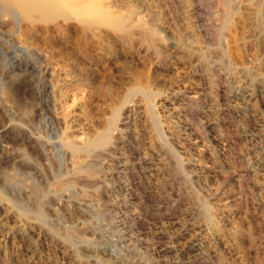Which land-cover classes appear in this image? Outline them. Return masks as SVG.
I'll return each instance as SVG.
<instances>
[{"label": "rangeland", "instance_id": "rangeland-1", "mask_svg": "<svg viewBox=\"0 0 264 264\" xmlns=\"http://www.w3.org/2000/svg\"><path fill=\"white\" fill-rule=\"evenodd\" d=\"M34 1L35 5L36 2L41 6L45 5L46 12L45 8L40 10L42 13L39 10L37 12V9L36 11L31 9L30 11L33 12L31 14L26 9H24L25 12L21 11L22 9L11 12L5 0H0V150L2 151H0V166L8 170L15 165L19 172L14 185H5L0 170V220H2L0 224V264H15L17 260L26 259L30 251L37 254L28 262L29 264L31 262V264H96L97 261L88 256L91 249L96 250L100 254H97L98 257L103 258L106 264H165L170 261L174 263L176 259L178 262L183 261L182 264H195V262L196 264H264V106L259 97L254 94V97L247 100L229 99L223 102L217 101L213 94L212 96L207 95L200 102L197 112L191 116H194L193 120L190 115L181 112V106L186 96L194 94L202 86L200 71L195 67V59L188 60L179 55H171L169 66L163 65L159 69L154 67L151 70L142 60L114 39L110 41L111 56L109 58L104 50H101L103 48L97 46V38L87 26L88 23H94L96 26L100 24V26L111 29V25L128 11V7L137 4L136 0H115V3L114 0H111L112 2L109 0ZM116 3L120 5L119 8ZM123 3L124 9L120 8ZM204 4H206L204 5L206 11L202 17H204V23L205 21L207 23L204 24L206 27L203 25L205 34L207 30L213 29L216 22L215 17L219 15L220 8L216 0H207ZM107 6H109L108 9ZM154 9L153 16L157 25L164 26L163 28L171 35L177 34L175 36H178V30L172 26L169 15L163 14L156 7ZM47 11L48 16H46ZM43 13L46 14L43 15ZM210 15L212 16L209 19ZM105 20L108 24L104 23ZM237 20L238 17H235L234 25L231 26L236 28ZM191 32V43L192 39L198 38L199 47L204 49L213 47V44L202 37L197 29L194 28ZM58 34L64 37L61 39ZM230 41L225 42V47L236 55V49ZM193 46L195 47V44ZM21 60L33 64L35 68L37 67L36 71L16 69L15 64ZM143 77L145 80L142 81ZM241 79L239 81L232 76L227 78L224 86L227 87L228 94H235L238 90L240 91L241 85L250 84V81L244 83ZM144 81L152 87L150 96H144L139 92L129 93L135 84ZM23 82L30 84V89L26 92L23 89ZM249 86L253 91L255 90L253 85ZM254 93L258 92L255 90ZM115 111L120 119L127 115L128 122L124 127L112 128L111 140L125 141L123 145L121 143L118 145L116 154L101 157L105 163L100 171L106 168L103 170L104 173L99 172L100 176L106 178L103 184L95 188L88 187V185L65 187L60 200L55 204L49 199L48 192L51 194L57 182L65 184L68 177L74 174L73 169H70L72 168L70 167L71 159L67 157L74 156L73 158H77L75 160L78 161L85 157L83 152L74 153L73 156L67 154L62 142L75 141L80 137L83 141L92 139L100 132L99 129L104 130L108 126ZM62 116L66 117L62 118ZM258 116L260 119L257 118ZM190 121L197 123L196 126H191ZM7 124L8 126L14 124L26 127L25 129H28L31 135L39 138L43 146L44 157L36 150L28 149L24 142L13 143L9 137H6L3 128ZM216 133H222L234 141L237 140L238 145L235 144L233 147L224 145L225 141L219 140ZM7 146L13 149L10 154L12 157L9 159L5 158L6 153L2 149ZM22 147L39 162L44 172L43 176L17 161L19 159L17 150ZM167 147L176 151V155L173 158L170 157L172 162L169 161V163L166 157ZM131 153L144 160L142 159L139 166L133 165L128 172L126 167L130 165L128 162ZM142 153L148 154L143 155ZM176 163L180 167L182 165L181 171H174ZM172 170L177 172V175ZM244 173L247 174L244 175ZM66 175L69 176L66 177ZM157 175L158 177H155ZM163 184H166L164 189ZM239 191H242L243 195ZM93 196L95 198L97 196L96 201ZM82 199L89 200L86 202L87 205L79 204L83 202ZM5 211L8 215L7 212L3 213ZM40 211L44 213V218L40 217ZM17 221H20V224ZM25 231H28L27 234ZM72 234L74 236L71 237ZM127 236H130V239ZM197 241L201 243L203 252L201 251L195 257L191 249L193 243ZM104 262L101 264H105Z\"/></svg>", "mask_w": 264, "mask_h": 264}, {"label": "bare ground", "instance_id": "bare-ground-1", "mask_svg": "<svg viewBox=\"0 0 264 264\" xmlns=\"http://www.w3.org/2000/svg\"><path fill=\"white\" fill-rule=\"evenodd\" d=\"M2 1V0H1ZM39 2L41 0H38ZM108 1V0H107ZM111 1V0H109ZM120 1V0H119ZM135 1V0H134ZM205 1L207 0H136L137 4L135 6V4L131 7H126L128 9V11L124 14H122V16H120L118 18V20L111 25V29L108 27H103L100 26H96L94 25V23H86L87 26L90 27V30L93 31L94 35L97 38L96 44L98 47H101L105 52V55L107 57L110 58L111 56V50H110V41L111 39H114L115 41L119 42L120 45L122 44L123 46H125L133 55L137 56V58L139 60H142L147 66H149V68L153 69L155 68H160L163 65H168L169 66V60H171L170 56L171 55H179L180 57H183L185 59L191 60V59H195L194 61H196V66L197 69L200 71V76L202 79V86L201 88L196 91L194 94L192 95H188L185 98V101L183 102V105L181 106V112H185L186 115H190V117L192 115H194L197 111V108L199 107V104L201 101H203L202 99L206 98L207 95H211L213 94V96H215L217 101H223L225 102L226 100L229 99H243V100H247L250 99L251 97H254V94L256 96L259 97L260 101L263 102V106H264V0H216L217 1V6H219L218 8H220V13L219 15H217V17H215V25L214 27H210L212 30L210 31H206V33L204 34L203 30V25L206 23H204V17L203 13L205 10V6L206 4ZM210 1V0H208ZM6 2V6L8 7L9 11L13 12L15 10H21L23 12H25L24 9H26L27 11L31 13L30 10L33 9H37V12L39 10L40 13H42L40 10H42L43 8H45L44 6H41V4H39L38 2H36L35 5V1L34 0H5ZM44 2V0H43ZM43 2L42 5H43ZM112 2V1H111ZM128 2V1H127ZM213 2V1H212ZM210 2V3H212ZM38 3V4H37ZM110 3V2H108ZM115 3V0H114ZM119 3V2H118ZM125 3V2H124ZM124 3L122 5L123 8L124 7ZM131 3V2H130ZM3 4L4 1H3ZM46 4V3H45ZM117 4V3H116ZM110 5V4H109ZM118 5V4H117ZM130 5V4H129ZM211 5V4H210ZM120 5H118L117 7L119 8ZM127 6V5H126ZM208 6V5H207ZM216 6V7H217ZM109 6H107L108 9ZM115 7V6H113ZM154 7L158 8L160 10V12H162L163 14L166 13L167 15H169V20L172 23V26L175 27L178 30L179 35L175 36L177 34H175L173 36V34L171 35L170 32L168 33L167 30L163 27H159L156 23V20L154 18V14L153 11L155 10ZM214 7V6H213ZM125 8V9H126ZM124 9V8H123ZM46 12V8L44 9ZM217 10V9H215ZM20 11V12H21ZM36 11V10H35ZM112 11V10H111ZM116 11V9L114 10ZM108 12V11H107ZM110 12V11H109ZM159 13V11H157ZM208 12V11H207ZM211 12V11H210ZM28 13V12H27ZM35 13V12H34ZM111 13V12H110ZM115 13V12H114ZM206 13V12H205ZM217 13V12H216ZM14 14V13H13ZM46 14V13H45ZM43 13V15H45ZM120 14V13H119ZM156 14V12H155ZM160 14V13H159ZM165 14V15H166ZM210 14V13H209ZM42 15V16H43ZM48 11L46 16H48ZM107 15V14H106ZM216 15V14H215ZM32 16V15H29ZM208 16V15H207ZM212 15H210V17H208L209 19L211 18ZM214 16V15H213ZM110 17V16H109ZM158 17V15H157ZM156 17V19H157ZM235 17H238V26L235 28L231 25H234L233 20L235 19ZM47 18V17H46ZM50 18V17H49ZM48 18V19H49ZM108 18V17H106ZM162 18V17H161ZM160 18V19H161ZM45 19V18H44ZM47 19V21H48ZM111 19V18H110ZM109 19V21H110ZM116 19V17H115ZM166 19V18H165ZM213 19V18H212ZM211 19V20H212ZM158 20V19H157ZM206 20V19H205ZM108 21V22H109ZM115 21V20H114ZM159 21V20H158ZM157 21V22H158ZM208 21V20H207ZM210 21V20H209ZM91 22V21H90ZM107 20H105V24ZM112 22V19H111ZM110 22V23H111ZM166 22H169L166 20ZM233 22V24H232ZM98 23V22H97ZM109 23V24H110ZM113 23V22H112ZM111 23V24H112ZM189 23V24H187ZM211 23V22H209ZM208 23V24H209ZM166 24V23H165ZM207 24V23H206ZM205 24V25H206ZM164 25V24H163ZM171 25V24H170ZM204 25V26H205ZM211 25V24H210ZM236 25V24H235ZM86 26V27H87ZM107 26V25H106ZM161 26V24H160ZM169 26V25H168ZM208 26V25H207ZM206 27V26H205ZM233 27V28H232ZM167 28V27H166ZM195 28V30L197 29L199 31V34L206 38L210 44H213L212 48H201L200 46V40L197 39H192V43H191V31ZM56 29V28H55ZM171 29V28H170ZM174 29V28H173ZM51 30V29H50ZM88 30V29H87ZM175 30V29H174ZM191 30V31H190ZM55 31V30H54ZM173 31V30H171ZM89 33V31H87ZM175 32V31H174ZM196 32V31H195ZM193 32V33H195ZM47 33V32H46ZM177 33V31H176ZM53 34V33H52ZM51 34V35H52ZM91 34V32L89 33ZM197 34V33H196ZM196 34H194L195 38H196ZM92 35V34H91ZM198 35V34H197ZM59 38H63L64 36L61 34H58ZM230 41L231 43H233L232 45H234L235 49H236V55H234L230 50L227 49V47H225V42L226 41ZM52 43V42H51ZM195 44V47L193 46ZM193 44V45H192ZM207 44V43H205ZM199 45V46H198ZM95 46V45H94ZM202 46V44H201ZM205 47V46H204ZM113 49V48H112ZM230 49V48H229ZM126 50V49H125ZM254 52L252 55L251 53ZM235 52V51H234ZM251 52V53H250ZM114 53V52H113ZM104 55V54H103ZM178 57V56H177ZM180 59V58H178ZM111 60V59H110ZM117 62V61H116ZM177 62V61H176ZM192 62V61H191ZM190 63V62H188ZM177 64V63H176ZM178 65V64H177ZM184 65V64H183ZM191 66V64H189ZM144 66V65H143ZM176 66V65H175ZM16 69H28L32 72L36 71V68L33 64L29 63V62H24V61H17V63L15 64ZM178 67V66H177ZM182 67V66H181ZM142 68V67H141ZM164 68V67H163ZM190 68V67H189ZM151 69V70H152ZM164 70V69H163ZM181 70V69H180ZM146 71H149L146 69ZM176 71V69H175ZM192 71V69H191ZM131 72V71H130ZM150 72V71H149ZM174 72V71H173ZM179 72V71H178ZM135 73V72H134ZM140 73V72H139ZM125 74V73H124ZM154 74V73H153ZM196 74V73H195ZM136 75V73H135ZM141 75V74H140ZM145 75V74H144ZM243 75V76H242ZM78 76V75H77ZM152 76V75H151ZM197 76V75H196ZM232 76L233 78L235 77L236 79H241V81L243 80L244 83H246L245 81H250V84L253 85L255 87V90L258 93H254L253 89L250 88V84H244L241 85L240 91L238 90L237 93L235 94H228V91L225 88V81H227V78ZM135 77V76H134ZM149 77V76H148ZM147 77V78H148ZM176 77V76H175ZM198 77V76H197ZM196 77V78H197ZM136 78V77H135ZM155 78V77H154ZM158 78V77H157ZM138 79V76H137ZM25 80V79H24ZM145 80L144 77L142 79V81ZM147 80V79H146ZM149 80V78H148ZM148 80L146 82H148ZM160 80V79H159ZM199 80V78H198ZM23 81V80H22ZM139 81V80H138ZM177 81V80H176ZM198 82V81H197ZM229 83V82H228ZM236 83V82H235ZM242 83V82H241ZM248 83V82H247ZM197 84V83H196ZM200 84V83H199ZM243 84V83H242ZM18 85V83H17ZM23 89L24 91H28L30 89V84L28 82H23ZM152 85V84H151ZM150 85V86H151ZM227 85V83H226ZM229 85V84H228ZM235 85V84H234ZM19 86V85H18ZM134 86V85H133ZM197 86V85H196ZM132 87V86H131ZM195 87V86H194ZM235 87V86H234ZM252 87V86H251ZM34 88V86H33ZM150 88L148 86V83L145 84V81L142 83H138L137 85L135 84L134 87L131 88L130 90V94L133 93H142L144 96L147 95H151L150 92ZM231 88V87H230ZM22 89V90H23ZM36 90V89H35ZM194 91V90H193ZM235 91V90H234ZM185 92V91H184ZM34 93V92H33ZM128 93V92H127ZM153 93L156 94V92L153 90ZM189 93V92H187ZM191 93V92H190ZM234 93V92H233ZM26 94V93H25ZM30 94V93H29ZM158 94V93H157ZM127 95V94H126ZM176 95V94H175ZM178 95V94H177ZM185 95V94H184ZM10 96V95H9ZM25 96V95H24ZM27 96V95H26ZM132 98V97H131ZM142 98V97H141ZM150 98V97H149ZM148 98V99H149ZM182 98V97H181ZM214 98V97H213ZM33 99V98H32ZM147 99V98H145ZM140 100V99H139ZM212 100V99H211ZM31 101V100H30ZM215 101V102H217ZM258 101V100H257ZM210 102V100H209ZM214 102V101H212ZM236 102V101H235ZM240 102V101H239ZM245 102V101H244ZM254 102H256L254 100ZM76 103V102H75ZM150 104V103H149ZM171 104V103H169ZM176 105V103H174ZM256 104V103H255ZM23 105V104H21ZM121 105V104H120ZM119 105V106H120ZM179 105V104H178ZM211 105V104H210ZM209 105V106H210ZM230 105V104H229ZM233 105V103H232ZM231 105V106H232ZM247 105V104H246ZM253 105V104H252ZM8 106V105H7ZM25 106V105H24ZM28 106V105H27ZM30 106V105H29ZM72 106V105H71ZM118 106V107H119ZM149 106V105H148ZM216 106V105H215ZM218 106V105H217ZM220 106V105H219ZM234 106V105H233ZM240 106V104L238 105ZM244 106V105H243ZM260 106V105H259ZM131 107V106H130ZM207 107V106H206ZM205 107V108H206ZM221 107V106H220ZM208 108V107H207ZM237 108V107H236ZM235 108V109H236ZM245 108V107H244ZM264 108V107H263ZM36 109V108H35ZM123 109V107H122ZM129 109V108H128ZM134 109V108H133ZM179 109V108H178ZM214 109V108H213ZM217 109V108H216ZM250 109V108H249ZM247 109V110H249ZM39 110V109H38ZM118 110V109H117ZM116 110V111H117ZM211 110V109H210ZM219 110V108H218ZM232 110V109H231ZM246 110V109H245ZM246 110V111H247ZM262 110V109H261ZM50 111V110H49ZM115 111V113L113 114L111 120L109 121L108 126L103 130L102 128L99 129L100 132H98L92 139L90 140H85L83 141V139L80 137L78 138V136H76L78 139H76L75 141H63V145L66 148V151L68 152L67 154H70L71 156H73L74 153L77 152H83L85 155L84 158H82L81 161L75 160L77 158H71L70 156L67 157L68 159L70 158L71 161V166L73 169L72 171H74L72 176H67L68 179L66 180L65 184L63 183H58L59 185L54 186L55 188H53L51 190V194L50 192L48 197L51 201H53L55 204L58 203V201L61 198V193L63 191V189L66 188H74V187H78V186H85L88 185L91 187H97L99 184H101L105 179L100 176L99 172H103V170L105 169H101L102 171H100V168L102 166H104L103 164V159H101L102 156H112L113 153H115V151L118 149V145L121 143V145H123L125 140L120 141L119 139H117L116 141H112L111 140V136L112 135V128H116L119 126H126L127 125V115H125L123 118H119L117 112ZM133 111V110H132ZM154 111V110H153ZM177 111V110H176ZM251 111V110H250ZM41 112V111H40ZM136 112V111H135ZM134 112V114H135ZM179 112V111H178ZM177 112V113H178ZM207 112V111H206ZM218 112V111H217ZM263 112V111H262ZM29 113V112H28ZM32 113V111L30 112ZM38 113V112H37ZM50 113H52L50 111ZM240 113V112H239ZM245 113V112H244ZM257 113V112H256ZM260 113V112H259ZM56 114V113H55ZM203 114V112H202ZM205 114V113H204ZM234 114V113H233ZM59 115V114H58ZM136 115V114H135ZM150 115H152L150 113ZM155 115V114H154ZM211 115V114H210ZM209 115V116H210ZM224 115V114H223ZM226 115V114H225ZM231 115V114H229ZM235 115V114H234ZM244 115V114H243ZM246 115V114H245ZM251 115V114H250ZM253 115V114H252ZM256 115V114H255ZM263 115V113H262ZM27 116V115H26ZM40 116V115H39ZM53 116V113H52ZM202 116V115H201ZM208 116V117H209ZM218 116V114H217ZM248 116V115H247ZM66 116H62V118H65ZM187 117V116H186ZM189 117V116H188ZM194 117V116H193ZM193 117H191L193 119ZM204 117V116H203ZM221 117V116H220ZM253 117V116H252ZM251 117V118H252ZM57 118V117H56ZM61 118V119H62ZM135 118V117H134ZM155 118V117H154ZM218 118V117H216ZM223 118V117H222ZM254 118V117H253ZM259 118V116L257 117ZM263 118V117H262ZM29 119V118H26ZM60 119V118H59ZM189 119V118H188ZM207 119V118H206ZM213 119V118H211ZM235 119V118H234ZM260 119V118H259ZM55 120V118H54ZM65 120V119H63ZM136 120V119H135ZM151 120V118H150ZM180 120V118H179ZM194 120V119H193ZM202 120V119H201ZM210 120V119H209ZM214 120V119H213ZM236 120V119H235ZM30 121V119L28 120ZM152 121H154V119H152ZM196 122L199 120H195ZM215 121V120H214ZM219 121V120H218ZM223 121V120H222ZM221 121V122H222ZM231 121V120H230ZM257 121V120H256ZM59 122L64 123L62 120H59ZM58 122V123H59ZM135 122V121H132ZM192 122V121H190ZM207 122V121H206ZM213 122V121H211ZM226 122V121H225ZM237 122V121H236ZM258 122V121H257ZM264 122V121H263ZM9 123V122H8ZM137 123V122H136ZM149 123V122H148ZM153 123V122H152ZM155 123V122H154ZM157 123V122H156ZM186 123V122H185ZM18 124V123H17ZM65 124V123H64ZM190 124V123H189ZM197 123L192 122L191 126H196ZM222 124V123H221ZM220 124V125H221ZM226 124V123H225ZM229 124V123H228ZM201 125V123H200ZM203 125V124H202ZM213 125V124H212ZM219 125V126H220ZM232 125V124H230ZM235 125V124H234ZM239 125V124H238ZM264 125V124H263ZM23 126V125H22ZM134 126V125H133ZM190 126V127H191ZM218 126V125H217ZM218 126V127H219ZM132 127V126H131ZM136 127V126H135ZM154 127V126H153ZM189 127V126H188ZM26 128V127H25ZM25 128L19 126V125H10L8 126L5 125L3 128V133L6 137H9L11 139V141L13 143H17L19 141L24 142L27 146L28 149H32V150H36L40 155H42V157H44V153H43V146L41 145V141L39 138L33 136L30 134V132H28V129L26 130ZM134 128V127H133ZM143 128V127H142ZM141 128V129H142ZM215 128V127H214ZM233 128V127H232ZM241 128V127H240ZM136 129V128H135ZM140 129V128H139ZM203 129V128H202ZM219 129V128H218ZM222 129V126H221ZM2 130V129H1ZM30 130V129H29ZM102 130V131H101ZM130 130V129H129ZM212 130V129H211ZM215 130V129H214ZM220 130V129H219ZM231 130V129H230ZM207 131V130H206ZM210 131V130H209ZM224 131V130H223ZM244 131V130H243ZM130 132V131H128ZM204 132V131H203ZM215 132V131H214ZM220 132V131H219ZM236 132V131H235ZM33 133V132H32ZM126 133V132H125ZM207 133V132H206ZM226 133V132H225ZM229 133V132H228ZM242 133V132H241ZM132 134V132H131ZM136 134V133H135ZM161 134V133H160ZM201 134V133H200ZM219 140L221 141H225L224 145H228L229 147H233L235 144H237V140L234 141L232 139H230L227 135L222 134V133H216ZM234 134V132H233ZM237 134V133H236ZM235 134V135H236ZM239 134V132H238ZM36 135V134H35ZM138 135V134H137ZM204 135V134H203ZM79 136H83V135H79ZM92 136V135H91ZM90 136V137H91ZM161 137V136H160ZM216 137V136H214ZM235 137V136H234ZM63 138V137H62ZM66 138V136H65ZM68 138V137H67ZM66 138V139H67ZM83 138H85V136H83ZM89 139V137H87ZM114 138V137H112ZM199 138V137H198ZM236 138V137H235ZM69 139V138H68ZM82 139V140H81ZM133 139V138H132ZM207 139V137H206ZM240 139V138H238ZM62 140V139H61ZM64 140V139H63ZM204 140V139H203ZM131 142V139L129 140ZM134 141V140H133ZM218 141V140H217ZM61 142V141H60ZM58 142V143H60ZM166 142V141H165ZM9 143V142H8ZM132 143V142H131ZM135 143V142H134ZM139 143V142H138ZM209 143V142H208ZM219 143V142H218ZM240 143V142H239ZM11 144V142H10ZM61 144V143H60ZM162 144V143H161ZM222 144V143H221ZM242 144H243V140H242ZM8 145V144H7ZM62 145V146H63ZM165 145V144H164ZM167 145V144H166ZM165 145V146H166ZM238 145V144H237ZM241 145V144H240ZM1 146V145H0ZM61 146V145H60ZM141 146V145H140ZM168 146V145H167ZM170 146V145H169ZM172 146V145H171ZM126 147V146H125ZM142 147V146H141ZM164 147V146H163ZM174 147V146H173ZM240 147V146H239ZM13 148V147H12ZM46 148V147H45ZM138 148V147H137ZM242 148V147H240ZM3 151L6 153L4 156L5 158L9 159L10 157H12V155H10L13 151V149L9 148L7 146L6 147H2ZM135 149V148H133ZM140 149V148H139ZM143 149V148H142ZM233 149V148H232ZM235 149V148H234ZM132 150V149H131ZM136 150V149H135ZM166 150V149H165ZM236 150V149H235ZM1 151V150H0ZM18 153L19 155V159L17 161H20L22 164L27 165L30 169H32L33 171H35L36 173L40 174L41 176H43V170L42 167L39 165V162H37L34 157L31 156L30 152L28 150H26L24 147L22 148H18ZM124 151V150H123ZM128 151V150H127ZM130 151V150H129ZM128 151V152H129ZM140 151V150H139ZM144 151V150H143ZM2 152V151H1ZM119 152V151H118ZM163 152V151H162ZM65 153V152H64ZM135 153V151L133 152V154ZM137 153V151H136ZM140 153V152H139ZM178 153V152H177ZM56 154V153H55ZM66 154V155H67ZM116 154V153H115ZM125 154V152H124ZM132 154V153H131ZM130 155V161L128 162V165L126 167V170L129 172L130 168H132L133 165H138L139 163H141V161L144 160V158L142 157H137L135 155ZM138 154V153H137ZM143 154V153H142ZM145 154V153H144ZM143 154V155H144ZM148 154V153H146ZM145 154V155H146ZM161 154V153H160ZM165 154V153H164ZM167 162L169 163L172 162L171 158H173L176 155V151L172 148L167 147ZM1 155V154H0ZM35 155V154H34ZM126 155V154H125ZM182 155V154H181ZM36 156V155H35ZM38 156V155H37ZM47 156H49V154H47ZM65 156V155H63ZM117 156V155H116ZM119 156V155H118ZM163 156V155H162ZM78 157V156H77ZM115 157V156H114ZM124 157V156H123ZM150 157V156H148ZM159 157V156H158ZM165 157V159H166ZM171 157V158H170ZM40 158V157H39ZM47 158V157H46ZM55 158V157H53ZM107 159V157H105ZM121 158V156H120ZM127 158V157H126ZM161 158V157H160ZM164 158V157H162ZM177 158V156H176ZM45 159V158H44ZM52 159V158H51ZM119 159V158H118ZM125 159V158H124ZM143 159V160H142ZM1 160V159H0ZM54 160V159H52ZM174 160V159H173ZM176 160V159H175ZM182 161V159H180ZM14 161V160H13ZM39 161V160H38ZM45 161V160H44ZM166 161V160H165ZM164 161V162H165ZM7 162V161H6ZM19 162V163H20ZM57 162V161H56ZM48 160L46 162V166H47ZM65 163V162H64ZM126 163V162H125ZM4 164V163H3ZM45 164V163H44ZM124 164V163H123ZM151 164V163H150ZM166 164V163H165ZM164 164V165H165ZM50 165V164H48ZM109 165V164H108ZM125 165V164H124ZM148 165V164H147ZM163 165V166H164ZM171 165V164H170ZM173 165V164H172ZM175 165V164H174ZM53 166V165H52ZM107 166V165H106ZM139 166V165H138ZM142 166V165H141ZM160 166V165H159ZM184 166V165H183ZM3 167V166H2ZM108 167V166H107ZM152 167V166H151ZM170 167V166H169ZM182 167V165H181ZM180 165H175V169L174 171H181L180 170ZM48 168V166H47ZM7 169V168H6ZM120 169V168H119ZM125 169V168H124ZM129 169V170H128ZM139 169V168H138ZM0 170L1 173L3 175L4 178V184L5 185H14L15 181L17 179V176H19V172L17 170V167L15 165H12V167L8 170H4L1 168L0 166ZM50 170V169H49ZM55 170V169H53ZM108 170V169H107ZM117 170V169H116ZM146 170V169H145ZM171 170V169H170ZM248 170V168H247ZM246 170V171H247ZM52 171V170H51ZM56 171V170H55ZM70 171V170H69ZM68 171V172H69ZM109 171H111V169L109 168ZM115 171V170H114ZM122 171V170H121ZM126 171V172H127ZM156 171V169L154 170ZM159 171V170H158ZM166 171V170H165ZM173 171V170H172ZM173 171V172H174ZM251 171V170H250ZM249 171V173H250ZM57 172V171H56ZM125 172V171H124ZM139 172V171H138ZM163 172V171H162ZM171 172V171H169ZM35 173V174H36ZM55 173V172H54ZM64 173V172H63ZM104 173V172H103ZM119 173V172H118ZM149 173V172H148ZM154 173V172H153ZM175 173V172H174ZM177 173V172H176ZM175 173V174H176ZM240 173V172H239ZM48 174V173H47ZM50 174V171H49ZM52 174V173H51ZM69 174V173H68ZM146 174V173H145ZM157 174V173H156ZM170 174V173H169ZM172 174V173H171ZM190 174V173H189ZM242 174V173H241ZM247 173H244V175H246ZM37 175V174H36ZM45 175V174H44ZM103 175V174H102ZM105 175V174H104ZM121 175V174H120ZM127 175V174H126ZM137 175V174H136ZM165 175V174H164ZM177 175V174H176ZM179 175V174H178ZM182 175V174H181ZM239 175V174H238ZM242 175V176H244ZM122 176V175H121ZM50 177V176H49ZM118 177V176H117ZM141 177V176H140ZM155 177H158L155 176ZM167 177V176H166ZM245 177V176H244ZM52 178V176H51ZM64 178V177H61ZM163 178V177H162ZM177 178V177H176ZM181 178V177H180ZM178 178V179H180ZM184 178H186L184 176ZM193 178V177H192ZM247 178V177H245ZM56 179V177L54 178ZM66 179V178H64ZM147 179V178H146ZM158 179V178H157ZM243 179V178H241ZM44 180V179H43ZM46 180V179H45ZM51 180V179H50ZM156 180V179H155ZM162 180V179H161ZM183 180V179H182ZM240 180V179H239ZM54 181V180H53ZM64 181V180H63ZM149 181V180H148ZM160 181V180H158ZM165 181V180H164ZM188 181V180H187ZM241 181V180H240ZM43 182V181H42ZM143 182V181H142ZM257 182V181H256ZM53 183V182H52ZM55 183V182H54ZM106 183V181H105ZM110 183V182H109ZM140 183V182H139ZM145 183V180H144ZM149 183V182H148ZM152 183V182H151ZM163 183V182H162ZM169 183V182H168ZM177 183V181H176ZM181 183V182H180ZM178 183V184H180ZM239 183V182H238ZM247 183V182H246ZM245 183V184H246ZM103 184V183H102ZM147 184V183H146ZM160 184V183H159ZM183 184V183H182ZM17 185V184H16ZM48 185V184H47ZM153 185V184H152ZM156 185V184H155ZM168 185V184H167ZM239 185V184H238ZM237 185V186H238ZM50 186V185H49ZM102 186V185H101ZM141 186V185H140ZM145 186V185H144ZM148 186V185H147ZM233 186V185H232ZM249 186V185H248ZM10 187V186H9ZM16 187V186H15ZM40 187V186H39ZM42 187V186H41ZM45 187V186H44ZM52 187V186H51ZM150 187V186H149ZM175 187V186H174ZM186 187V186H185ZM235 187V186H234ZM239 187V186H238ZM242 187V186H241ZM100 188V187H99ZM108 188V187H107ZM138 188V187H137ZM141 188V187H140ZM148 188V187H147ZM156 188V187H155ZM162 188H166V184L162 185ZM170 188V187H169ZM249 188V187H248ZM24 189V188H23ZM39 189V188H38ZM36 189V190H38ZM85 189V188H83ZM234 189V188H233ZM238 189V188H237ZM240 189V188H239ZM26 190V189H25ZM152 190V189H150ZM161 190V189H160ZM170 190V189H169ZM188 190V189H187ZM232 190V189H231ZM19 191V190H18ZM30 191V190H29ZM72 191V190H71ZM139 191V190H138ZM137 191V192H138ZM163 191V190H162ZM236 191V188H235ZM249 191V190H248ZM28 192V191H27ZM38 192V191H37ZM40 192V191H39ZM67 192V191H66ZM83 192V191H82ZM87 192V191H86ZM134 192V191H133ZM151 192V191H150ZM156 192V191H155ZM154 192V193H155ZM167 192V191H166ZM173 192V191H172ZM171 192V193H172ZM232 192V191H231ZM238 192V191H237ZM236 192V193H237ZM242 194V191H239ZM26 193V192H25ZM32 193V192H31ZM42 193V192H41ZM69 193V192H68ZM148 193V192H147ZM248 193V192H247ZM27 194V193H26ZM67 195V193H64ZM92 194V193H90ZM137 194V193H136ZM142 194V193H141ZM168 194V193H167ZM184 194V193H182ZM232 194V193H231ZM240 194V195H241ZM246 194V193H244ZM251 194V193H249ZM248 194V195H249ZM30 195V194H28ZM34 195V194H33ZM40 195V194H39ZM63 195V194H62ZM148 195V194H147ZM177 195V194H176ZM197 195V194H195ZM238 195V193H237ZM243 195V194H242ZM79 196V195H78ZM92 196V195H91ZM152 196V195H151ZM168 196V195H167ZM234 196H236L234 194ZM246 196V195H245ZM253 196V195H252ZM27 197V196H26ZM34 197V196H33ZM66 197V196H65ZM68 197V196H67ZM99 197V195H98ZM147 197V196H146ZM145 197V198H146ZM165 197V196H164ZM178 197V196H177ZM183 197V195H182ZM70 198V197H68ZM82 198V197H81ZM83 198H87V197H83ZM92 198V197H90ZM94 201H96V198L93 196ZM139 198V197H138ZM158 198V197H157ZM162 198V197H161ZM160 198V199H161ZM174 198V197H173ZM184 198V197H183ZM187 198V196H186ZM234 198V197H233ZM244 198V197H243ZM66 199V198H65ZM74 199V198H73ZM72 199V200H73ZM89 199V198H88ZM125 199V198H124ZM159 199V198H158ZM172 199V198H171ZM180 199V198H178ZM198 199V198H197ZM196 199V200H197ZM200 199V198H199ZM242 199V198H240ZM31 201H33L32 199H30ZM35 200V199H34ZM75 200V199H74ZM83 200V199H82ZM91 200V199H90ZM150 200V199H149ZM148 200V201H149ZM154 200V199H153ZM163 200V199H162ZM238 200V199H237ZM87 201L86 200L81 203H79L80 205H87ZM152 201V200H151ZM201 201V200H200ZM50 202V201H49ZM61 202V201H60ZM76 204H78L77 201H74ZM93 202V201H92ZM155 202V201H154ZM165 202V200L163 201ZM162 202V203H163ZM171 202V201H170ZM196 202V201H195ZM237 202V201H236ZM242 202V201H241ZM33 203V202H32ZM41 203V202H40ZM39 203V204H40ZM95 203V202H94ZM127 203V202H126ZM169 203V202H168ZM172 203V202H171ZM174 203V202H173ZM182 203V201H181ZM36 204V203H35ZM38 204V205H39ZM50 204V203H48ZM140 204V203H139ZM160 204V203H159ZM176 204V203H175ZM199 204V202L197 203ZM41 205V204H40ZM65 205H67L65 203ZM64 205V206H65ZM144 205V204H143ZM166 205H167V200H166ZM3 206V205H2ZM60 206V205H59ZM69 206V205H68ZM75 206V205H74ZM90 206V205H88ZM157 206V205H155ZM169 206V205H168ZM176 206V205H175ZM41 207V206H40ZM39 207V209H40ZM67 207V206H65ZM64 207V208H65ZM71 207V206H70ZM81 207V206H80ZM78 207V208H80ZM144 207V206H143ZM158 207V206H157ZM177 207V206H176ZM199 207V206H197ZM196 207V208H197ZM204 207V206H202ZM206 207V206H205ZM5 208V207H4ZM140 208V207H139ZM154 209V208H153ZM164 209V208H163ZM162 209V210H163ZM166 209V208H165ZM194 209V208H193ZM201 209V208H200ZM68 210V209H67ZM140 210V209H139ZM145 210V208H144ZM150 210V208H149ZM159 210V209H157ZM195 210V209H194ZM54 211V209H53ZM60 211V210H59ZM148 211V210H146ZM168 211V210H167ZM177 211V209H176ZM181 211V210H180ZM192 211V210H191ZM203 211V210H202ZM205 211V210H204ZM7 211L3 212L6 213ZM37 212V211H36ZM39 212V211H38ZM52 212V211H51ZM56 212V211H54ZM53 212V214H54ZM84 212V210H83ZM86 212V211H85ZM160 212V211H159ZM170 212V211H169ZM175 212V211H174ZM195 212V211H194ZM200 212V211H199ZM216 212V211H215ZM1 213V214H3ZM201 213V212H200ZM205 213H207L205 211ZM204 213V214H205ZM57 214V213H56ZM148 214V212H147ZM163 214V213H162ZM170 214V213H169ZM174 214V213H172ZM177 214V213H176ZM198 214V212H197ZM211 214V213H209ZM208 214V215H209ZM8 215V212H7ZM6 215V216H7ZM11 215V214H10ZM58 215V214H57ZM141 215V214H140ZM86 216V215H84ZM195 216V215H194ZM198 216V215H197ZM8 217V216H7ZM40 217L44 218V213L42 211H40ZM135 217V216H134ZM210 217V216H209ZM11 218V217H10ZM17 218V217H16ZM140 218V217H139ZM138 218V219H139ZM177 218V217H176ZM5 219V218H4ZM136 219V218H135ZM197 219V218H195ZM204 219V218H203ZM44 220V219H43ZM132 220V219H131ZM148 220V219H147ZM189 220V219H188ZM2 220H0V224H1ZM10 223V221H9ZM15 223V221H14ZM18 224H20V221H17ZM137 223V221H136ZM204 223V221H203ZM29 224V223H28ZM31 224V221H30ZM183 224V223H182ZM37 226V224H35ZM4 226V225H2ZM10 226V225H9ZM30 226V225H29ZM32 226V225H31ZM87 226V225H86ZM85 226V227H86ZM133 226V225H132ZM89 227V225H88ZM202 227V226H201ZM14 228V227H13ZM18 229V227H16ZM22 228V226L20 227ZM31 228V227H30ZM33 228V227H32ZM35 228V227H34ZM7 229V228H6ZM83 229V227H82ZM13 230V229H12ZM23 230V229H21ZM25 230V229H24ZM35 230V229H34ZM70 230V229H69ZM74 230V229H72ZM76 230V229H75ZM79 230V229H77ZM84 230V229H83ZM89 230V229H88ZM92 230V229H91ZM3 231V229H2ZM15 231V230H14ZM29 231V230H28ZM28 231H25L28 232ZM12 232V231H11ZM81 232V231H79ZM183 232V231H181ZM8 233V232H7ZM10 233V232H9ZM22 233V232H21ZM42 233V232H41ZM68 233H70L68 231ZM27 234V233H26ZM66 234V233H65ZM71 234V233H70ZM76 234V233H75ZM176 234V233H175ZM174 234V236H175ZM7 235V234H6ZM25 235V234H24ZM133 235V234H132ZM259 235V234H258ZM74 236L73 234L71 235V237ZM78 236V235H77ZM198 236V235H197ZM261 236V234H260ZM7 237V236H6ZM11 237V236H10ZM17 237V236H16ZM23 237V236H22ZM130 239V236H127ZM256 237V236H255ZM12 238V237H11ZM67 238H68V234H67ZM126 238V237H125ZM196 238V237H195ZM194 238V239H195ZM203 238V237H202ZM25 239V238H24ZM69 239V238H68ZM82 239V237H81ZM197 239V238H196ZM258 239V237L256 238V240ZM263 239V238H262ZM261 239V240H262ZM26 240V239H25ZM24 240V241H25ZM89 240V239H88ZM185 240V239H184ZM19 241V240H18ZM72 241V240H71ZM85 241V240H84ZM87 241V240H86ZM90 241V240H89ZM132 241V240H131ZM254 242L257 243V241L253 240ZM15 242V241H14ZM17 242V241H16ZM20 242V241H19ZM26 242V241H25ZM78 242V241H77ZM260 244V241H258ZM29 243V242H28ZM34 243V242H33ZM86 243V242H85ZM13 244V243H12ZM22 244V243H21ZM89 244V243H88ZM192 244V243H191ZM15 245V244H14ZM23 245V244H22ZM66 245V244H65ZM93 245V243H92ZM208 245V244H207ZM261 245V244H260ZM38 246V245H37ZM96 246V245H95ZM94 246V247H95ZM18 247V246H17ZM21 247V246H20ZM19 247V248H20ZM184 247V246H183ZM29 248V246H28ZM84 248V247H83ZM87 248V247H86ZM189 248V247H188ZM202 245L201 243L194 242L192 245V252L194 253L195 257L198 256V254L202 251ZM38 249V248H37ZM66 249V248H65ZM74 249V248H73ZM98 249V248H97ZM167 249V248H166ZM211 249V248H210ZM251 249V248H250ZM71 250V248H70ZM86 250V249H85ZM186 250V249H183ZM72 251V250H71ZM187 251V250H186ZM25 252V251H22ZM67 252V251H66ZM78 252V251H77ZM88 254L89 258L94 259L97 263L101 264L104 262V260H102L100 257H98V254L96 250L91 249ZM249 252V251H248ZM29 253V252H28ZM63 253V252H62ZM69 253V252H67ZM190 253V251H189ZM37 254V253H36ZM34 251H30V253L28 254L26 259L23 260H17L15 264H27L29 261H31V259L36 256ZM70 254V253H69ZM74 254V251H73ZM98 254V255H97ZM204 254V253H203ZM68 255V254H67ZM78 255V253H77ZM208 255V254H207ZM206 255V256H207ZM2 256V255H1ZM17 256V255H16ZM21 256V255H20ZM63 256V255H62ZM76 256V255H75ZM86 256V255H85ZM192 256V254H191ZM18 257V256H17ZM22 257V256H21ZM70 257V256H69ZM68 257V258H69ZM102 257V256H101ZM187 257V256H186ZM185 257V258H186ZM194 257V256H193ZM190 257V258H193ZM200 257V256H199ZM198 257V258H199ZM210 257V256H209ZM208 257V258H209ZM20 258V257H19ZM66 258V257H65ZM189 258V259H190ZM201 258V257H200ZM62 259V258H61ZM90 259V260H91ZM108 259V258H106ZM188 259V258H187ZM186 259V260H187ZM197 259V258H196ZM210 259V258H209ZM213 259V258H212ZM7 260V259H6ZM9 260V258H8ZM64 260V259H62ZM78 260V258H77ZM170 260V259H169ZM191 260V259H190ZM10 261V260H9ZM37 261V260H36ZM106 261V260H105ZM167 261V260H166ZM177 261V259H176ZM174 262V263H170L172 261H170L169 263H165V264H182V262ZM181 261V260H180ZM194 261V260H193ZM207 261V260H206ZM67 262V261H66ZM164 262V261H163ZM192 262V261H191ZM8 263V261H7ZM10 263V262H9ZM32 263V262H31ZM30 263V264H31ZM34 263V262H33ZM105 263V262H104ZM107 263V262H106ZM105 263V264H106ZM193 263V262H192ZM6 264V263H5ZM29 264V263H28ZM63 264V263H62ZM196 264V262H195Z\"/></svg>", "mask_w": 264, "mask_h": 264}]
</instances>
